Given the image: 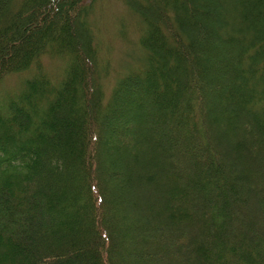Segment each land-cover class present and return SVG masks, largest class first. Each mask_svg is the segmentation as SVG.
<instances>
[{
    "label": "trees",
    "instance_id": "16d2710c",
    "mask_svg": "<svg viewBox=\"0 0 264 264\" xmlns=\"http://www.w3.org/2000/svg\"><path fill=\"white\" fill-rule=\"evenodd\" d=\"M95 1L0 0V264H264V0H123L109 93Z\"/></svg>",
    "mask_w": 264,
    "mask_h": 264
},
{
    "label": "rangeland",
    "instance_id": "374dc122",
    "mask_svg": "<svg viewBox=\"0 0 264 264\" xmlns=\"http://www.w3.org/2000/svg\"><path fill=\"white\" fill-rule=\"evenodd\" d=\"M89 19L95 38L103 48L102 54L106 55L105 59L110 57L111 75L103 78L109 93L120 76L134 71L137 66L133 56L140 54L142 26L138 15L123 0H96Z\"/></svg>",
    "mask_w": 264,
    "mask_h": 264
}]
</instances>
